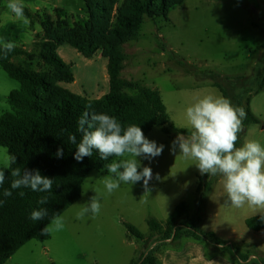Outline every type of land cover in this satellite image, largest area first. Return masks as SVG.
I'll list each match as a JSON object with an SVG mask.
<instances>
[{
  "label": "rangeland",
  "instance_id": "rangeland-1",
  "mask_svg": "<svg viewBox=\"0 0 264 264\" xmlns=\"http://www.w3.org/2000/svg\"><path fill=\"white\" fill-rule=\"evenodd\" d=\"M7 3L8 0L0 1V41L13 42L15 47L34 54L38 52L34 43L45 37L42 24L46 17L54 22L60 18L70 26L88 19L84 0H21L32 13L30 17L24 15L27 23L17 18L6 7ZM121 51L124 54L121 77L158 90L171 123L178 129L190 130L185 110L198 97L222 95L213 86L217 81L233 105L240 102L246 108L249 101L251 112L260 120L243 124L239 133L242 144L256 140L264 145V89L257 93L264 68V0H185L172 8L166 19H145L137 39L124 44ZM56 54L68 64L74 77L73 82L63 83V87L89 99L109 92L107 60L100 53L88 59L63 44ZM14 61L24 63L26 58ZM42 66L38 58L33 60L34 70L42 71ZM18 89L19 82L0 68V117L13 113L8 96ZM144 135L157 145H164L158 157L151 160L137 157L141 170L144 166L152 169L153 178L147 191L140 181L132 185L121 183L108 194L103 183L107 169L92 171L84 181L80 200L61 215L64 228L52 231L47 241L28 242L5 264H127L142 247L135 239H129L123 223L148 236L147 221L166 220L181 202L187 204L192 216L197 209V186L202 175L194 160L179 155V149L175 154L170 151L177 135L186 134L179 131L165 134L161 127H154ZM6 155L7 149L0 147V167H4ZM209 177L214 181L201 215L202 229L216 231L242 252L264 259V229L254 232L245 224L246 219L264 212L247 204L236 208L226 203L222 177ZM96 192L101 196L100 213L77 219L82 205ZM112 257L114 263L110 261Z\"/></svg>",
  "mask_w": 264,
  "mask_h": 264
},
{
  "label": "trees",
  "instance_id": "trees-1",
  "mask_svg": "<svg viewBox=\"0 0 264 264\" xmlns=\"http://www.w3.org/2000/svg\"><path fill=\"white\" fill-rule=\"evenodd\" d=\"M184 1L84 0L88 19L83 23L70 26L60 18L56 22L50 17L45 18L42 24L45 37L34 43L38 49L36 54L15 47L5 58L0 49V68L20 84V89L10 92L8 96L13 113L7 112L0 117V147L17 157L12 168L39 170L42 175L53 179L50 192H34L30 188L11 190L10 184L14 179L12 169L0 167L6 175L4 184L0 186V201H3L0 204V264H5L29 241L48 240L50 234L43 235L41 230L53 215H62L79 201L84 181L92 171L104 170L118 158L101 160L98 152L94 151L91 157H84L82 161L74 159L76 145L69 142L68 137L70 134L76 135L79 143L78 119L85 111L114 116L124 128L135 124L141 127L144 134L154 127H161L165 134L171 131L188 134V129H178L171 123L158 90L142 87L121 77L124 69L122 46L137 39L145 19H166L169 11ZM24 15L30 17L32 13L24 8ZM63 44L72 46L88 59L97 53L107 59V94L89 99L62 86L74 81L68 64L56 54L57 48ZM18 57H25L26 62H15ZM35 58L42 62V71L32 68ZM213 86L226 97L221 84L215 81ZM263 89L264 68L257 93ZM128 91H135V94ZM238 107L244 108L240 102ZM244 110L247 114L243 120L245 126L260 123L251 112L249 101ZM241 144L242 139H238L237 147ZM58 148H63V156L59 158L55 155ZM213 181L214 178L207 174L199 177L197 209L192 216L187 204L181 202L166 220L147 221L150 229L148 236L140 234L133 225L123 223L129 239H135L142 247L129 264H159L158 253L162 248L177 247L185 240L202 244L208 256L223 255L237 264H264V259L250 256L213 231L202 229L201 215L212 191ZM5 189L12 191L10 197H4ZM20 192H24V195L20 196ZM42 197L48 198L47 204L38 203ZM42 207L48 209V217L32 221L30 213ZM261 216L246 219V226L254 232L263 230L264 219Z\"/></svg>",
  "mask_w": 264,
  "mask_h": 264
},
{
  "label": "clouds",
  "instance_id": "clouds-1",
  "mask_svg": "<svg viewBox=\"0 0 264 264\" xmlns=\"http://www.w3.org/2000/svg\"><path fill=\"white\" fill-rule=\"evenodd\" d=\"M6 7L27 23L21 0H8ZM15 46L13 42L0 41L5 58ZM246 116L244 108L233 105L223 95L198 97L185 110V118L190 126L188 134L177 135L170 151L175 154L179 149V155L194 160L201 175L221 176L226 203L236 208L247 204L264 212V145L256 140H246L237 147ZM77 131L81 134L79 143L73 134L69 135L68 140L76 145L74 159L78 162L84 157H91L94 151L98 152L101 160L120 158L106 166L108 175L103 177V183L108 194L117 190L121 183L132 185L140 181H143L147 191L149 181L153 178L152 169L144 166L141 170L137 157L148 160L158 157L163 152V144L157 145L146 138L141 127L132 124L124 128L117 118L104 113L85 111L78 119ZM55 155L62 157L63 148H58ZM4 161L5 169H12L11 176L14 179L10 184L11 190L30 188L34 192L52 191V178L42 175L39 170L12 168L17 162L14 155H6ZM5 179V171L0 170V186ZM156 179H160L158 174ZM11 190L5 189L4 197H10ZM19 194L23 196L24 192ZM100 199V194L96 192L88 203L82 205L77 219H83L88 214L93 217L98 215L102 207ZM38 203L47 204L48 198L42 197ZM45 217H48V209L42 207L33 210L29 218L40 221ZM261 218L264 219V215ZM64 226V217L54 214L41 234L49 235L52 231L62 230Z\"/></svg>",
  "mask_w": 264,
  "mask_h": 264
},
{
  "label": "crops",
  "instance_id": "crops-1",
  "mask_svg": "<svg viewBox=\"0 0 264 264\" xmlns=\"http://www.w3.org/2000/svg\"><path fill=\"white\" fill-rule=\"evenodd\" d=\"M98 171H101V170H98ZM213 232L216 233V231H213ZM216 235L219 236L217 233ZM223 240H226V239H223ZM226 241H229V240H226ZM130 242H131L130 245H132L133 240ZM135 247L136 245L134 244V247H133L134 250L137 249ZM114 260H115V257H112V260L110 261L114 263L115 262ZM129 260L130 261L127 264H129L132 261V259H129ZM158 261H159V264H237L235 261H231L223 255L208 256L206 248L202 244L193 242L191 240H185L181 243V245L177 247L162 248L160 252L158 253Z\"/></svg>",
  "mask_w": 264,
  "mask_h": 264
}]
</instances>
